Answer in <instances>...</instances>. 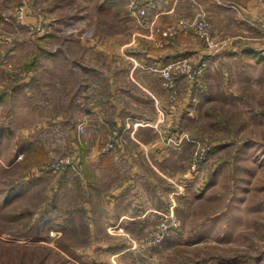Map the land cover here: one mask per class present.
<instances>
[{
  "label": "rangeland",
  "instance_id": "374dc122",
  "mask_svg": "<svg viewBox=\"0 0 264 264\" xmlns=\"http://www.w3.org/2000/svg\"><path fill=\"white\" fill-rule=\"evenodd\" d=\"M182 1L191 7L179 17L188 28L164 36L165 25L160 34L176 46L177 35L190 32L216 54L191 76L190 98L181 94L183 75L175 77L177 98L169 103L150 62L137 65L134 81L128 75L131 58L145 53L126 43L146 16L138 10L125 17L122 6L103 18L96 0H0V92L22 78L0 102V264H264V0H208L209 7L211 1L235 6L211 19L206 3ZM198 20L207 23L206 38L195 31ZM93 40L98 43H88ZM100 41L107 43L100 48ZM32 58L34 67L25 68ZM17 64L29 72L27 80L19 78ZM110 78L121 85L119 97L131 111L126 121L143 125L140 138L149 142L145 131L159 129L171 171L187 167L192 145H168L167 136H196L210 146L187 185L184 176L171 174L172 185L182 189L170 208L177 226L153 249L101 231L88 242L82 178L68 166L59 172L49 167L73 153L75 131L76 138L97 144ZM115 244L125 252L113 256L103 249Z\"/></svg>",
  "mask_w": 264,
  "mask_h": 264
},
{
  "label": "crops",
  "instance_id": "0c3cea01",
  "mask_svg": "<svg viewBox=\"0 0 264 264\" xmlns=\"http://www.w3.org/2000/svg\"><path fill=\"white\" fill-rule=\"evenodd\" d=\"M96 1V15L100 17L104 18L109 16L107 14H109L108 12L110 11H112V13L117 12V10L121 11L120 8L122 6H124L122 8H126L129 12L128 13L125 9V11L122 12L123 16L131 17L135 15L128 9L125 0ZM186 1H191L196 5L202 2L206 3L208 7L206 15H208L210 19L212 15L224 17L225 14H229L230 9H228V7H235L234 4L228 1L221 2L225 7L217 5L213 1H211L209 7L208 0ZM188 7H190L189 3L183 2L182 0H158L157 9L155 11H147L143 21L139 23V28L131 29L129 32L130 40L126 43H131L135 46L133 49L134 53H141L145 49V53L135 54V58H131V69L128 75L131 76L133 81L135 79L134 76L136 77L135 72L137 71L135 70L137 65H141L145 61L150 62L152 66L166 63L172 59L188 58L189 60L196 61L198 65L201 63L203 64L205 61L207 63L208 59L211 58L210 56L216 54L213 49L209 50L204 48V46L202 47L200 44L202 42L198 41L194 34L190 32H180L176 37V46L169 44V41L160 34L159 29L169 22L185 15L188 11L186 10ZM250 12L251 15H256L258 13L257 11ZM240 20L242 19L240 18ZM94 41L96 40L88 43H93ZM95 43L98 42L96 41L93 44L95 45ZM102 43L107 42L100 41V48L105 46V44ZM23 64L24 67L27 68V60ZM15 67V70H18L17 73H19V78L24 76L26 78L23 80H27L30 77L28 71H21L22 65L20 67L17 64ZM152 73L153 76L154 74L159 75L154 71H152ZM128 75H126V77H128ZM193 75L195 74L183 75L182 79L180 78L181 94H184L185 98H190L191 96L192 86L195 80L193 81L190 78ZM21 80L22 78L16 82V85L20 84L22 82ZM4 82H6V80H4ZM1 83L2 81H0V87H3ZM11 87L6 84L4 90L11 89ZM120 87L121 85L114 83L112 78L109 79L107 93L103 99L107 107L101 106L104 108V111L106 109L104 119H99L98 121L104 128L102 134L97 137V144L95 146H91L85 136L81 140L76 138V131L71 134L72 147L78 152L80 160L78 169L74 168L71 170L74 171L75 176L82 178L81 184L86 188L85 191L88 195L85 205V215L89 216V219L92 218L94 213V218H96L97 215L101 217L99 220L97 219L98 221L92 218L91 223L94 220L93 228L91 224H89L91 239H96L99 235L96 236V233L99 231L103 232V235H114L117 239L121 240L139 239L141 235L156 222L160 214L169 211L175 202L173 200L175 196L173 192L177 188L172 185L173 180L171 174L176 173L178 178L184 176L185 178L181 180L185 182L183 183L185 186L188 181L194 179L195 175L198 173V170L190 171L188 165L187 167L184 166L185 169L183 167L180 170L171 171V156L168 153V147L164 146L165 144L162 139H160L161 136L160 138L158 136V133L160 134L159 129L152 130L150 127L145 131L151 134L148 137L151 139L149 142H145L146 140L140 138L139 133L141 132L140 130H142L140 126L143 125L126 121L127 116L125 115L126 113H131V111L129 108L124 107L123 99L119 97ZM122 88L125 89L124 87ZM125 91H128V89H125ZM98 110L99 111L96 112H101V108H98ZM135 116L145 119L142 113H136ZM113 128L118 129L115 148L107 151L109 154H104L103 145L107 139V134ZM157 131L158 133H156ZM77 143L79 144L77 145ZM145 143L148 144V150ZM94 147L96 148L93 149ZM92 149L93 152H91ZM87 151H89V154H87ZM179 162L183 161L180 159ZM81 167L83 176H81L79 172V168ZM202 178H200L199 181H202ZM88 188H90V190H88ZM98 196L102 202L100 201V205L95 207L94 201ZM86 206L89 207V209H87ZM91 208H94L93 212L90 211ZM96 208H98L99 211H97ZM89 219L87 220L88 223ZM110 226L118 230L114 229L110 231ZM130 230L134 231L135 234L138 233V235H134L135 237L132 236V238H130ZM103 249L114 251L115 253L112 254L113 256L120 252H125L126 250V248L121 250V247L117 249V244L113 247H103Z\"/></svg>",
  "mask_w": 264,
  "mask_h": 264
},
{
  "label": "built area",
  "instance_id": "2783aa9c",
  "mask_svg": "<svg viewBox=\"0 0 264 264\" xmlns=\"http://www.w3.org/2000/svg\"><path fill=\"white\" fill-rule=\"evenodd\" d=\"M126 6L130 8V10L136 12L138 10L139 15H146V11H155L158 7V0H125ZM24 9L21 8L19 16H23ZM137 15V14H135ZM23 18V17H22ZM188 24L182 20L178 19L174 24H167L161 32L164 36H171V34L176 29H187ZM194 28L199 37L206 38L208 36V27L207 23L203 20H198L194 23ZM169 41V40H168ZM204 65L198 64L194 65L191 61L185 58L172 59L166 63L153 65L151 68L152 71L157 72L162 78V85L165 91L167 92V101L169 103H173L177 98V83L175 81V77L177 75H190V74H198L201 70V67ZM81 126V125H80ZM81 132V131H80ZM184 136V135H183ZM177 136V135H169L164 140L168 145H180L184 141H188L192 145V157L188 163V168L190 171H196L198 169V165L202 163L205 159L206 153L209 151V144L199 137L196 136ZM118 137V131L116 128H113L108 134L107 139L103 145V150H112L115 148L116 141ZM66 161V162H65ZM73 162V156H68V159L63 160L59 159L50 164L49 167L59 172L64 170L68 163ZM72 165V167H75ZM176 190L173 194L181 193L182 189L179 184H176ZM177 226V222L174 220L172 216V211H167L166 213H162L160 217L156 220V222L146 230V232L141 235L139 238V247L145 249H153L161 245V243L170 235L171 229Z\"/></svg>",
  "mask_w": 264,
  "mask_h": 264
},
{
  "label": "trees",
  "instance_id": "16d2710c",
  "mask_svg": "<svg viewBox=\"0 0 264 264\" xmlns=\"http://www.w3.org/2000/svg\"><path fill=\"white\" fill-rule=\"evenodd\" d=\"M34 58H32L30 61H27V64H26V67L28 68H32V67H34ZM18 86V87H17ZM19 87H21L19 84L18 85H13L12 87H11V89H6V90H2V92H0V102H2L3 101V99H4V95H5V93L7 92V91H9V90H15V89H18ZM79 143H77V145H78ZM105 151V150H104ZM107 151H110V150H107ZM107 151H105V153L104 154H109V152H107ZM72 156H73V162L72 163H68L67 164V166L70 168V169H74V168H77L78 169V163L80 162V160H79V155H78V152H76V149H74L73 148V153L71 154ZM76 164V166L75 167H72V165H75ZM67 167V168H68ZM66 168V167H65ZM66 168V169H67ZM65 169V170H66ZM79 172L81 173V176H83V173H82V167L81 168H79ZM77 178H79L78 176H77ZM83 189L84 190H86V188H84L83 187ZM88 190H90V188H88ZM88 196V195H87ZM87 199V198H86ZM89 199H90V197H89ZM85 211H86V209H85ZM86 223H85V225H84V230L86 231V233L88 234L89 232V223L87 222V221H85ZM86 238L88 239V242L89 241H91V238H90V235H88V237L86 236ZM89 244V243H88ZM87 244V245H88Z\"/></svg>",
  "mask_w": 264,
  "mask_h": 264
}]
</instances>
